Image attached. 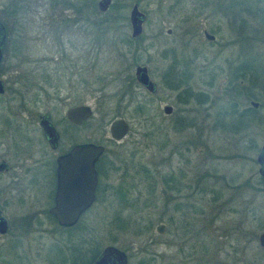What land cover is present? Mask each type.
I'll return each instance as SVG.
<instances>
[{
	"label": "rangeland",
	"instance_id": "374dc122",
	"mask_svg": "<svg viewBox=\"0 0 264 264\" xmlns=\"http://www.w3.org/2000/svg\"><path fill=\"white\" fill-rule=\"evenodd\" d=\"M97 1L0 0L7 31L0 111L18 103L11 99L13 89L26 86L23 99L37 98L57 130L68 107L89 106L92 115L83 130L88 142L108 136L114 119L128 124L122 139L106 144L105 154L127 169L110 172L111 196L79 219L70 230L73 241L99 250L114 245L126 252L127 264H264L256 241L264 230V192L255 161L264 144V0H110L103 12ZM133 4L144 15L136 37L130 36L128 20ZM199 25L218 26L222 38L212 45L201 36L200 42L180 36ZM138 65L146 67L154 92L135 81ZM247 65L254 70L252 84L244 76L231 78L230 71L248 72ZM42 71L49 84L43 77L39 83L47 94L34 85ZM165 76L176 83L188 79L170 89L162 83ZM246 84L256 99L235 96L234 89L243 92ZM183 87L189 92L186 104L177 98ZM249 100L259 105L244 114ZM164 105L171 106L170 113L163 112ZM236 121L248 125L227 126ZM143 168L151 176L147 182ZM19 209L7 212L16 215ZM39 220L37 231L19 242L22 263L50 264L45 256L57 264L80 263L75 252L60 254L50 246H65L66 232L48 218ZM157 224L164 226L161 233ZM11 239L0 237V245ZM0 253L16 262L12 254Z\"/></svg>",
	"mask_w": 264,
	"mask_h": 264
},
{
	"label": "flooded vegetation",
	"instance_id": "af4514ba",
	"mask_svg": "<svg viewBox=\"0 0 264 264\" xmlns=\"http://www.w3.org/2000/svg\"><path fill=\"white\" fill-rule=\"evenodd\" d=\"M219 29L218 26L210 30L200 25L198 27L193 26L192 30L181 31L180 36L184 37L187 35L188 40L190 38H195L194 40L197 39L198 42H200L199 38L201 36V38L205 40V43L207 42L213 45L218 39L222 38ZM5 32L7 34L6 29ZM166 33L170 34L171 30L167 29ZM198 49L200 48L198 47ZM194 52H199V50H194ZM173 62H175V60H173L172 63ZM170 66L171 62L167 65L166 70H168ZM249 68L248 72L244 70L242 76H240H244L243 78L248 82L250 78L251 81L254 79L252 73L254 70L252 67ZM178 71L179 70H177V73ZM39 72L41 71H38V74ZM42 77L46 82L41 80ZM47 78V76H44V71H42L41 75H37L34 83L35 89H39L43 94L46 93V91L44 87H41L42 84L39 82L49 84ZM240 83H243V81L241 80ZM242 88L247 89L248 85L246 84ZM27 89L26 86L13 89L11 99L18 103L7 104L5 111H0V217H2L4 228L3 232L0 231V237L10 235L12 238L10 241H5L0 245V252L4 253L5 251V253L12 254V259L16 261L14 264L22 263V257L19 255L22 253V244H19V242L21 241L23 243L24 239H26L31 232L37 231L36 228L41 224L39 218H48L53 222L56 228L59 226L61 230L66 232L63 228L67 229L74 226L80 218H87L91 208L100 206L105 203L107 198L109 199L114 188L111 179H109L110 172L123 171L122 174H124V171L127 169L123 166L114 165V160H110V158L106 159V144L111 141H117L113 140L109 134L108 136H102V139L100 138L98 141L99 143H95V145H101L103 151L93 162L96 176L94 199L78 214V219L73 224L59 225L55 219L56 217L50 212V209L56 204L58 192L63 193L58 191V158L67 155L69 150L75 145L80 146L89 144L88 136L84 132L88 118L81 120L78 124H74L65 116L66 110L70 108L68 107L64 112V123L60 121L63 125L59 127L61 129L57 130V122L55 119L51 118L49 111L40 110L37 104V98H35L32 103L23 99V90ZM4 91L5 87L3 84V92L0 93V96L4 94ZM50 99V97L47 98L48 103H50ZM251 102L256 101H248L250 108L256 109L259 105L258 102H256V107L252 106ZM43 119L47 121L48 125L56 133L53 146L50 145L47 141V137L44 135L40 123ZM79 129L82 130V133L78 136L77 131ZM114 159L119 160V157L116 155ZM69 170H76L78 173L82 171L80 168L74 167H71ZM80 179L81 176L73 177L72 175H68V183L73 180L77 183ZM78 194L79 193H75V195ZM117 197L120 202H126L124 193L122 194L119 192ZM11 206L20 208L16 215H11L7 212L8 207ZM52 245L56 244H51L50 246ZM0 255L5 257V254L0 253ZM98 255L99 253L96 257ZM44 260L50 262V264H57L53 263L49 256H45ZM0 264L11 263L5 257L0 260Z\"/></svg>",
	"mask_w": 264,
	"mask_h": 264
},
{
	"label": "water",
	"instance_id": "95a60500",
	"mask_svg": "<svg viewBox=\"0 0 264 264\" xmlns=\"http://www.w3.org/2000/svg\"><path fill=\"white\" fill-rule=\"evenodd\" d=\"M110 0H98L96 3L99 11H105ZM128 20L130 24V36L136 37L141 32V24L144 20V15L138 10L137 5L133 4L129 10ZM6 40V32L4 24L0 22V61L2 59V47ZM135 81L143 87L146 91L152 93L155 90V84L150 80L147 69L144 66H136L134 68ZM3 92V84L0 80V93ZM252 106L256 107V102H251ZM165 114L170 113L171 106L164 105L162 108ZM92 115L89 106L85 104L76 105L66 110L65 116L74 124H78L81 120L88 118ZM44 135L51 146L54 145L56 133L48 125L45 119L40 121ZM128 131V124L122 118L112 120L108 126L109 136L113 140H120ZM103 151L101 145L92 143L84 145L73 146L67 155L58 158V197L56 204L50 209V212L56 217L59 225L73 224L78 218V214L84 210L94 199V188L96 185V176L93 167V162L96 157ZM255 161L258 165L257 173L264 180V144L260 147ZM71 167L80 168L82 171L78 173L76 170L70 171ZM68 175L81 176V179L76 181H69ZM264 192V184H263ZM75 193H79L75 195ZM62 194V195H60ZM74 194V195H73ZM163 224H157L155 230L158 233L162 232ZM0 231L3 232V220L0 217ZM257 245L264 249V230L259 232L256 236ZM91 264H127L126 253L113 246H104L99 255Z\"/></svg>",
	"mask_w": 264,
	"mask_h": 264
},
{
	"label": "trees",
	"instance_id": "16d2710c",
	"mask_svg": "<svg viewBox=\"0 0 264 264\" xmlns=\"http://www.w3.org/2000/svg\"><path fill=\"white\" fill-rule=\"evenodd\" d=\"M92 4H91V6H93ZM100 12H103V11H100ZM125 42H128V41H125ZM247 66H249V65H247ZM249 67H251V66H249ZM249 69H251V68H249ZM242 72H244V70L243 71H240V70L237 69L235 72L230 71L231 78L234 79L236 77H240L243 74ZM186 78L188 79V77H184L183 79H178L177 80V83H176V81L173 82L172 78H170L169 76H165L163 78V80H162V83H163L164 86H166V87H168L170 89H172V88H174V89L176 88L177 89V88H180L183 85L184 82H187V79ZM249 84H252L251 78L249 79ZM242 90H243V92L240 91L239 89H236L235 88L234 89L235 96H244L246 99H256L253 96V94L250 93V92H248L246 89H243L242 88ZM188 96H189V92L187 90H185V88L183 87L182 90L179 91V94H178V97L177 98L179 99V101L182 104H186V103L189 102V99H190V98H188ZM229 108H232V109L235 110V104H234V102H232V103L229 104ZM135 111L138 112V113H142V111L140 110V108L138 106H135ZM241 112L244 113V114H246L248 112H255V111L254 110L252 111V108H245V109L241 110ZM243 122H245V121H243ZM243 122L242 121H239L240 124H243ZM239 123H238V121H236V122H232L231 125H228L227 124V126L229 128L236 129V127L238 126ZM243 125H246V124H243ZM247 125H246V127H247ZM143 177L145 179L142 180V182H147L148 181V177H151L147 173V170L144 169V168H143ZM259 179H260V181H259L260 183L263 182V179L261 177H259ZM171 188L172 189H176V187L174 185H171ZM118 221H120V222H123V221L127 222L128 219H126L125 217H120V218H118ZM118 226L121 227V228H123L120 225H118ZM73 227L74 226H71V227H69L67 229L63 228L66 231V234H67L64 243H67V244L65 246H60V245L57 246V245H55L57 247V252H59L60 254L63 253L65 255H70L71 253L75 252L77 255H80L83 258L82 261L80 263H77V264H90L92 262V260L96 257V255L98 254L99 249L95 245H93V246H91V244L88 245V242L87 241H84V240L83 241H79V242H77V240L76 241H73L72 237L74 235H73V233H70V230H72ZM57 228L60 229L59 226ZM75 238H77V235L75 236ZM81 242H83L86 245L84 248L83 247H80L81 246ZM69 264H76V263H71L70 262Z\"/></svg>",
	"mask_w": 264,
	"mask_h": 264
}]
</instances>
